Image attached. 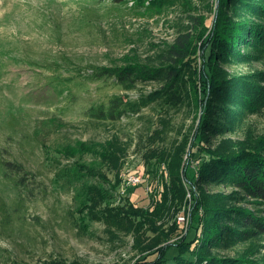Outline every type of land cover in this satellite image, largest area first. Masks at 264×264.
Returning <instances> with one entry per match:
<instances>
[{"label":"rangeland","instance_id":"obj_1","mask_svg":"<svg viewBox=\"0 0 264 264\" xmlns=\"http://www.w3.org/2000/svg\"><path fill=\"white\" fill-rule=\"evenodd\" d=\"M83 1L0 0L2 158L22 164L25 171L36 178L28 177L31 179L28 189L32 192L27 194L3 182L0 173V199L5 204L15 203L18 195L25 196L18 218H12V225L7 229H0V264L134 263L137 254L131 249L130 236L99 221L85 222L84 230L76 228L69 215L70 209H77L73 204L71 187L65 184L55 194L51 191V178L56 171L66 175L75 160L77 168H82L80 173L94 167V171L84 173L85 178L92 181L88 174H101L115 186L111 191L113 206L121 201L117 195L121 175L137 173L141 181L130 202L135 206H147L151 190L161 191L162 185L169 182L171 172L165 164H170L172 157H181L183 168L179 175L185 187V198L177 210L168 213L164 225L169 227L175 222L183 230V235L188 232L187 239L190 240L195 230L193 217L204 216L206 206L202 204L203 199L208 202L209 209L221 205L219 198L195 189L187 180L195 176L208 154L207 149L216 152L217 148V151L225 149L220 148L224 144L232 147L250 140L264 142V109L248 117L238 133L216 138L210 146L202 142L198 149L197 146L192 147L191 134L199 114L191 107L163 111L158 105H153L117 122H95L86 117L84 110L101 97L100 92H95L100 83L90 84L88 92L75 90V102L65 103L47 85V74L40 67L59 57L71 59L84 67L118 64L124 55L133 53L146 59L155 52L151 46L171 42L177 30H183L189 24L186 18L188 11L174 6L151 19L118 18L109 14L93 20V28H86L83 27L84 22H80L83 19H79L83 16ZM192 3L194 10H189V13L191 16L204 15L208 30H202L201 35L195 36L194 56L188 65L193 67L195 77L200 75L205 79L198 80L197 87L202 88L205 83L208 89L206 76L211 78L213 71L205 65L204 54H208L206 48L213 14L206 7L208 4L216 10L217 0H193ZM57 27H60V32ZM260 69L262 66L258 64L233 68L240 74ZM156 88L150 83H140L128 95L135 100ZM118 91L113 90L115 93ZM70 150L74 157L62 158L57 153L59 151L60 155L68 157L72 155ZM154 169H157L156 178L152 176ZM185 170L187 177L183 175ZM230 193L231 190L224 192L226 195ZM177 216L186 217L187 224L176 223ZM179 238H173L166 244H179ZM244 248L264 264V239Z\"/></svg>","mask_w":264,"mask_h":264},{"label":"trees","instance_id":"obj_2","mask_svg":"<svg viewBox=\"0 0 264 264\" xmlns=\"http://www.w3.org/2000/svg\"><path fill=\"white\" fill-rule=\"evenodd\" d=\"M83 2L84 18L79 19H83L80 22H84L83 27L86 28H93V20L109 14L118 18L151 19L174 6L188 11L186 18L189 22L185 29L177 30L171 42L151 46L155 52L146 59L133 53L124 55L118 64L84 67L71 59L59 57L40 67L47 74V85L65 103L75 102V90L88 92L90 84H101L95 89L101 97L84 110L89 120L117 122L153 105H158L163 111L191 107L199 114L191 134L192 147L198 148L202 142L210 146L216 138L238 133L248 117L264 109V0H217L216 10L207 4L206 9L213 14L206 48L208 54H204L205 65L213 71L211 78L206 76L208 89L205 83L202 88L197 87V81L205 79L200 75L195 77L193 67L188 65L194 56L196 38L208 30L204 15L191 16L189 13V10H194L193 0ZM57 30L60 32V27ZM255 64L261 65L262 69L244 74L233 70ZM140 83H150L157 88L131 100L128 93L136 90ZM115 89L119 91L113 92ZM222 147L225 149L217 151V148L216 152L207 149L208 154L195 176L187 178L195 189L221 201L219 208L209 209L208 202L203 199L202 204L206 206L203 207L204 216L193 217L195 230L190 240L187 239L188 232L183 235V230L175 222L169 227L164 225L168 213L177 210L185 198V187L179 175L183 168L181 157H172L171 163L165 164L171 172L169 182L162 185L161 191L151 190L147 206H135L130 202L138 187L128 190V195L121 197L120 203L113 206L111 191L115 186L101 174H88L94 181L85 178L84 173L94 171V167L80 173L82 168L75 165L77 160L66 175L56 171L51 178V191L58 192L65 184L71 187L73 204L77 209H70L69 215L76 228L84 230L85 222L99 221L130 236L131 249L137 254L133 264H263L244 246L264 239V142L250 140ZM1 150L3 182H8L15 190L31 194L28 189L31 173L25 171L22 164L3 159ZM57 153L62 158L74 157L71 150L69 153L72 155L68 157L60 155L59 151ZM156 170L151 171L154 178L158 176ZM183 175L187 177L186 170ZM35 179L33 176L32 180ZM227 190H231L228 195L224 194ZM24 199L25 196L18 195L11 205L0 199L1 230L12 225V218H18ZM173 238H179L181 243L166 244Z\"/></svg>","mask_w":264,"mask_h":264},{"label":"built area","instance_id":"obj_3","mask_svg":"<svg viewBox=\"0 0 264 264\" xmlns=\"http://www.w3.org/2000/svg\"><path fill=\"white\" fill-rule=\"evenodd\" d=\"M141 178L137 173H123L121 175V182L117 191L118 197H124L130 188L137 187L140 184ZM188 219L184 216H177L176 223L187 224Z\"/></svg>","mask_w":264,"mask_h":264}]
</instances>
